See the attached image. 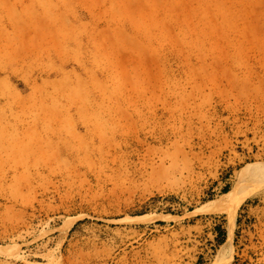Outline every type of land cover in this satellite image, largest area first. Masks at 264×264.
I'll return each mask as SVG.
<instances>
[{"label":"rangeland","instance_id":"1","mask_svg":"<svg viewBox=\"0 0 264 264\" xmlns=\"http://www.w3.org/2000/svg\"><path fill=\"white\" fill-rule=\"evenodd\" d=\"M0 264H264V0H0Z\"/></svg>","mask_w":264,"mask_h":264},{"label":"bare ground","instance_id":"2","mask_svg":"<svg viewBox=\"0 0 264 264\" xmlns=\"http://www.w3.org/2000/svg\"><path fill=\"white\" fill-rule=\"evenodd\" d=\"M239 202H234L229 196L225 197L220 203H218L211 212L213 213H226L233 215L238 207Z\"/></svg>","mask_w":264,"mask_h":264}]
</instances>
